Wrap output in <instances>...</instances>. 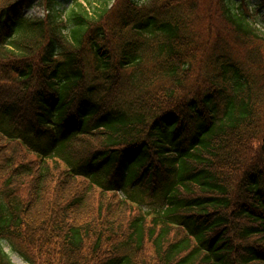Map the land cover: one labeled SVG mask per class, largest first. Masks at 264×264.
Wrapping results in <instances>:
<instances>
[{"label":"trees","instance_id":"1","mask_svg":"<svg viewBox=\"0 0 264 264\" xmlns=\"http://www.w3.org/2000/svg\"><path fill=\"white\" fill-rule=\"evenodd\" d=\"M5 244L264 264V0H0Z\"/></svg>","mask_w":264,"mask_h":264},{"label":"rangeland","instance_id":"2","mask_svg":"<svg viewBox=\"0 0 264 264\" xmlns=\"http://www.w3.org/2000/svg\"><path fill=\"white\" fill-rule=\"evenodd\" d=\"M26 14H42L43 11L39 7H29L25 10ZM12 88V86H10ZM4 249L9 251L7 244L4 245ZM10 258L14 264H28L23 261L17 254L9 251Z\"/></svg>","mask_w":264,"mask_h":264}]
</instances>
